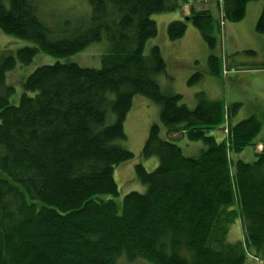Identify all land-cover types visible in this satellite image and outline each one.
<instances>
[{
    "label": "trees",
    "instance_id": "1",
    "mask_svg": "<svg viewBox=\"0 0 264 264\" xmlns=\"http://www.w3.org/2000/svg\"><path fill=\"white\" fill-rule=\"evenodd\" d=\"M192 1L198 0H87L86 17L55 26L43 0H0V31L32 42L14 53L0 48V264H245L248 254L264 264V137L252 162L232 157L255 144L262 123L255 116L230 123L241 103L202 91L195 108L180 103L181 94L158 83L167 66L159 46L144 52L158 32L150 16ZM252 1L218 0L220 17L193 10L188 22L212 49L221 22L244 19ZM259 14L255 30L264 35V0ZM186 26L171 21L169 40L181 38ZM101 41V67H36L22 82L19 103L10 102L15 91L7 73L17 63L41 51L70 56ZM207 60L212 75L225 70L218 56ZM249 68L264 69V61ZM202 77L195 71L187 83ZM136 94L158 104L169 134L200 140L203 149L185 156L153 123L141 151L159 163L152 171L135 165L145 192L125 193L119 208L105 196H118L114 168L134 156L119 142ZM224 122L226 138L218 142L209 132ZM235 218L243 239L231 243Z\"/></svg>",
    "mask_w": 264,
    "mask_h": 264
},
{
    "label": "rangeland",
    "instance_id": "2",
    "mask_svg": "<svg viewBox=\"0 0 264 264\" xmlns=\"http://www.w3.org/2000/svg\"><path fill=\"white\" fill-rule=\"evenodd\" d=\"M43 0L44 12L46 13L50 24L61 25L66 20L73 22L81 17L87 15V0ZM257 1L249 2L250 4H256ZM263 2V0H261ZM6 4L7 0H3ZM219 9L217 12L219 16ZM176 11L170 13H154L150 17L156 22L157 35L151 37L145 45L144 52L148 51L154 45L159 46L162 51L165 62H167L165 72L158 75V83L162 89L167 92H177L182 95L180 103L186 104L189 108L196 107V93L202 91L208 95L211 99H221L223 101H229L231 99L232 88L234 85H230L225 81V75L220 74L214 76L211 74V65L208 56L214 54L218 56L221 61L220 65L222 70L238 69L249 67H258L264 61V35L258 34L255 30V22L252 23L249 17L242 19L236 23L226 22L224 29L219 33H215L216 44L212 49L209 48L205 39L202 38L198 28L191 23L187 22L186 31L184 35L176 40H169L167 35V25L171 21L179 20L177 18L168 19ZM183 20V19H182ZM181 20V21H182ZM254 24V25H253ZM226 25H229L230 29L227 30ZM226 29V30H225ZM32 42L25 39L17 38L10 34H4L0 31V48L6 52H16L20 47L30 46ZM107 51V43L95 42L85 47L84 50L74 53L70 56L58 57L55 55H49L44 52H38L34 55V58L30 63L21 65L17 63L15 67L7 73L8 84L14 87V93L10 96V102L19 103V98L22 90V82L25 78L31 74L36 67L42 65H52L54 62H72L81 67L99 68L101 67V60L104 53ZM195 71L201 72L202 79L198 82L195 81L192 85L187 83V79L195 73ZM261 78H256L252 82H260ZM258 85L260 83H257ZM255 91L261 92L263 97L264 87H255ZM255 91H251L255 94ZM260 99L257 95L243 97V110L242 113L247 115L246 117L255 116L260 123H262L261 130L255 138L257 141L264 137V100ZM160 107L153 100L151 101L142 94H136L133 97L131 103V109L126 115V120L123 125L126 138L122 139L119 143L124 148L131 151L134 156L131 160L122 162V164L115 166L113 174L116 183L118 184V196L105 198H114L119 208L124 197V194L130 191L145 192L146 186L140 183L134 172V167L137 163H141L147 171H152L158 165L157 157L143 158L142 147L148 136L150 126L153 123H157L161 128L160 136L163 139H170L175 144L177 143L183 151L185 156L196 157L203 149V144L200 140L192 141L184 136L183 138L177 136L171 138L170 134L164 128L161 117ZM234 115L230 116V123L234 120ZM245 117V116H244ZM114 120L112 115L110 117ZM236 123V121L234 120ZM222 133L224 138V125H222L217 131H210L209 134L215 136L216 133ZM246 147L242 153L234 156V159L239 155L244 157V161L252 162L256 157H249L248 153L250 148ZM243 233L241 229V223L238 218L229 225L227 231V241L235 243L237 241L242 242ZM116 264H152L145 260L138 259V261L129 262L125 259H118ZM245 264H257V260L248 254Z\"/></svg>",
    "mask_w": 264,
    "mask_h": 264
},
{
    "label": "crops",
    "instance_id": "3",
    "mask_svg": "<svg viewBox=\"0 0 264 264\" xmlns=\"http://www.w3.org/2000/svg\"><path fill=\"white\" fill-rule=\"evenodd\" d=\"M263 2L259 0L256 4H250L247 3L246 7V13H245V18L249 17L252 23H256L258 16L260 15V11L262 9ZM217 8L219 9L220 6L218 5V0H198V1H192L190 3L182 4L181 8L176 10V12L171 16L167 17L168 19L171 18H177L179 20L184 19L185 17H188L193 10L195 11H202L203 9L209 10V12L213 15L218 17V14L215 15L217 12ZM188 22V20H186ZM254 25V24H253ZM227 30L230 29L229 25H226ZM226 30V29H225ZM222 74L225 75V81L229 83L233 88L231 89L233 96H231V99L229 101H224L227 105L230 103H241L240 109L234 114V120L236 122L241 121L242 119H246L249 117H246L244 113H242L243 110V97H250L254 96L256 99L257 95L262 98L260 95L261 92L255 91V87L261 86L262 88L264 87V69H228V70H223ZM261 78L262 80L260 82H255L253 83L252 81L256 78ZM257 83H260L259 85ZM251 91H255V94H253ZM262 95L264 97V92H262ZM264 100V98H262ZM245 116V117H244ZM252 116V115H251ZM250 116V117H251ZM234 120H232V124L235 123ZM230 122V121H229ZM217 131V130H214ZM177 136L184 137V135L181 134H170L171 138H176ZM217 136V141L220 142L224 136L222 133H216ZM263 138L258 139L255 141L254 147L249 150V157L254 158L257 157L256 155L261 152L263 145H261ZM244 151V150H243ZM242 153V152H241ZM240 153V154H241ZM235 155H232L234 157ZM240 159H243L244 157H241V155L238 156ZM245 160V159H243Z\"/></svg>",
    "mask_w": 264,
    "mask_h": 264
},
{
    "label": "built area",
    "instance_id": "4",
    "mask_svg": "<svg viewBox=\"0 0 264 264\" xmlns=\"http://www.w3.org/2000/svg\"><path fill=\"white\" fill-rule=\"evenodd\" d=\"M227 130H228V125L225 124V128H224L225 133L227 132Z\"/></svg>",
    "mask_w": 264,
    "mask_h": 264
},
{
    "label": "water",
    "instance_id": "5",
    "mask_svg": "<svg viewBox=\"0 0 264 264\" xmlns=\"http://www.w3.org/2000/svg\"><path fill=\"white\" fill-rule=\"evenodd\" d=\"M185 19H186V20H188V18H187V17H185Z\"/></svg>",
    "mask_w": 264,
    "mask_h": 264
}]
</instances>
